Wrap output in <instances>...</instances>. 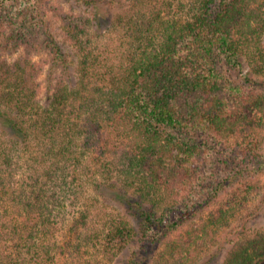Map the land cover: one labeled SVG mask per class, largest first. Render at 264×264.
<instances>
[{"label":"trees","instance_id":"16d2710c","mask_svg":"<svg viewBox=\"0 0 264 264\" xmlns=\"http://www.w3.org/2000/svg\"><path fill=\"white\" fill-rule=\"evenodd\" d=\"M126 1L110 25L115 48L60 6L56 33L44 16L38 27L0 14V264H101L137 237L151 250L130 264H200L248 204L242 186L227 191L223 169L207 168L217 151L264 168V0H183L181 12L170 0ZM7 47L21 54L10 61ZM42 49L62 73L44 97ZM207 179L216 187L198 201ZM91 188L112 192L124 213L95 215ZM263 261L255 230L220 264Z\"/></svg>","mask_w":264,"mask_h":264},{"label":"rangeland","instance_id":"374dc122","mask_svg":"<svg viewBox=\"0 0 264 264\" xmlns=\"http://www.w3.org/2000/svg\"><path fill=\"white\" fill-rule=\"evenodd\" d=\"M173 3V7L180 10V5L183 0H170ZM0 11L1 16L6 21L17 20L20 17H25L35 24L36 26L40 27L43 25L41 18L43 17L48 23L50 30H54L53 32L59 31V20L56 15V11L54 9L56 6H60L61 10L67 13H82L85 14L92 20V30H90V34H93L95 38L96 44L105 46L106 44L110 43L112 48H115L118 45L119 41L117 38L116 33L110 32V25L114 23L115 15L125 6L126 0H1ZM59 8V9H60ZM5 9V11H4ZM59 12V10H57ZM173 12H176L174 10ZM94 26H100V30L93 29ZM113 30V29H112ZM41 40L43 42L42 46L44 45V30L41 29ZM61 37V35H59ZM63 40V39H62ZM7 47L6 52L4 53L5 56L9 58L10 61L15 60L21 52L14 51L12 49H8ZM69 51V52H68ZM45 50H40L39 55L37 56L38 59H44L47 62L44 63V71L42 76L40 77V81L42 84V94L41 96L44 97L46 94V88L51 86L52 83L55 82V78L60 76L61 68L54 65L52 56L53 54H45ZM68 54L73 57L72 53H74L70 48L67 50ZM72 74L75 75L76 73V62L71 66ZM249 68H246L244 72H247ZM243 72V73H244ZM228 145L235 147V141L228 143ZM262 149L259 150V153L263 155L264 160V142L261 144ZM220 151H224V145L220 147ZM231 153L229 149L225 151L226 156ZM233 162L231 163H224V157L221 156V153L217 151V153H213L211 157V161H209V169L207 168V172L210 173V170L214 167L220 168L224 170L225 175H228L233 179L231 183V187L227 191L232 192L238 186H242L245 193H248V204L242 209V212L233 219L231 225L228 228L223 229L222 235H227L223 242L220 244V248L213 247L211 248L205 255V257L201 258L200 264H220L223 262L224 258L226 257L229 249L234 244V242L244 234L251 233L255 230H264V168L263 170L259 171L255 166L252 165H244L236 159V155H233ZM231 159V158H230ZM257 170V171H256ZM211 179H207V183H200V186L195 188L193 194L197 197L199 194L201 195L200 200H205L209 196H212L213 189L216 187V183L212 184ZM204 184V185H203ZM247 186H259L260 188L255 189L253 187L249 191H246L245 185ZM209 188L205 191L203 196V189L204 187ZM210 186H213L210 187ZM105 195H98L95 188H91L88 191V194H92V197L98 199L100 203L98 205H94V212L102 213L101 216L105 215L111 217L112 215H118L120 210L124 213V210L121 209L118 201L114 200V196L112 192L105 191L103 188ZM102 191V192H103ZM227 193H224L220 200L212 201L211 205L204 206L202 209L199 210L198 216L194 218L195 221H199L201 218H207L212 212H217L220 207V202L227 196ZM98 196V197H97ZM213 199V198H212ZM194 200V199H191ZM189 204H191L189 202ZM119 210V211H118ZM101 216H96L95 223H98ZM98 221V222H96ZM184 230V228H183ZM221 238L223 236L219 234ZM174 237V235H172ZM137 237L133 243L128 244L127 246L122 247L121 249L117 250L115 255L112 257H98V261L101 264H130V260L133 257L134 253L137 252L136 257L139 260H142L146 254V250H151V245L147 244L142 247V242ZM162 245V244H161ZM160 246V248H162ZM211 254L214 255L213 258H210ZM211 259V261H208ZM90 264H95L93 260ZM65 264L64 260L59 262V264ZM70 264H88L86 260L77 259L75 261L70 262ZM97 264V263H96ZM264 264V261L261 263Z\"/></svg>","mask_w":264,"mask_h":264}]
</instances>
